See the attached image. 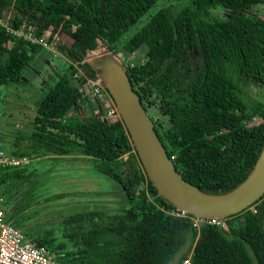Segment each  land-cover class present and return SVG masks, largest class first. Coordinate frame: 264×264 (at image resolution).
Returning <instances> with one entry per match:
<instances>
[{
  "label": "trees",
  "instance_id": "16d2710c",
  "mask_svg": "<svg viewBox=\"0 0 264 264\" xmlns=\"http://www.w3.org/2000/svg\"><path fill=\"white\" fill-rule=\"evenodd\" d=\"M156 1L0 0V18L13 27L24 24L35 35L49 30L51 42L70 38L61 45L68 72L47 87L30 133L15 138L9 152L91 159L129 203L114 213L67 214L58 223L60 237L49 229L32 240L66 264H181L191 248V264H264V195L231 215L237 221L228 227L202 223L197 231L191 214H175L181 211L158 194L122 119L100 117L101 98L85 92L83 75L74 76L80 68L99 78L89 55L100 42L112 50ZM190 3L152 15L122 49L145 46V59L123 68L146 111L156 107L164 116L165 125L150 119L175 169L202 192L220 194L248 176L264 145V101L240 86L246 78L264 87V18L246 15L264 0ZM215 6L227 16H212ZM41 50L0 25V86L20 80ZM82 107L92 119L80 115ZM255 117L261 120L253 125ZM25 167L0 169V183L29 178Z\"/></svg>",
  "mask_w": 264,
  "mask_h": 264
},
{
  "label": "rangeland",
  "instance_id": "374dc122",
  "mask_svg": "<svg viewBox=\"0 0 264 264\" xmlns=\"http://www.w3.org/2000/svg\"><path fill=\"white\" fill-rule=\"evenodd\" d=\"M190 5V0H157L119 37L112 50L103 48L105 45L100 42L88 57L99 78L104 77L106 69L111 65L125 67L128 62H141L145 59L147 47L129 53L122 50L123 45L160 8L168 7L172 12H177ZM210 14L226 17L228 12L221 6H215ZM246 15L264 18V3L252 5ZM60 36L51 43L56 53L39 51L20 80L0 86L1 148L9 151L15 138L30 133L36 116V103L60 74L68 72L61 45L69 44L70 38ZM240 86L247 94L264 101V87L246 78L241 80ZM100 107L103 108L104 103L100 102ZM89 110V107H82L79 113L90 120L94 114L89 113ZM147 113L154 119H161L165 125V118L156 107H149ZM260 120L255 117L251 124H257ZM25 169L32 172L29 178L0 183V207L3 208V221L24 232L30 239L49 229H53L54 235L60 237L58 223L70 213L85 209L114 213L129 206L119 183L99 172L91 159L32 156ZM229 221L235 223L237 218L225 217L223 222L226 227ZM252 264H257L255 259Z\"/></svg>",
  "mask_w": 264,
  "mask_h": 264
},
{
  "label": "water",
  "instance_id": "95a60500",
  "mask_svg": "<svg viewBox=\"0 0 264 264\" xmlns=\"http://www.w3.org/2000/svg\"><path fill=\"white\" fill-rule=\"evenodd\" d=\"M130 135L146 175L159 195L195 217H228L264 195V145L248 176L220 194L202 192L175 169L123 66L111 65L102 78Z\"/></svg>",
  "mask_w": 264,
  "mask_h": 264
},
{
  "label": "built area",
  "instance_id": "2783aa9c",
  "mask_svg": "<svg viewBox=\"0 0 264 264\" xmlns=\"http://www.w3.org/2000/svg\"><path fill=\"white\" fill-rule=\"evenodd\" d=\"M0 25L8 34L15 38H21L32 44H38L42 48L56 53L54 44H51L54 42L49 40V30L41 35H35L30 27L24 24L21 27H13L3 18H0ZM78 74L84 76L83 83L85 92L91 98L100 97L101 102L104 103V107L100 111L99 116L109 122L120 119L121 117L117 106L100 78L85 76L80 68L77 69L74 76H78ZM31 159L32 157L30 156L14 155L0 147V169L25 167L30 163ZM170 212L174 213V211ZM175 214L185 215V212H175ZM2 216L3 208L0 207V264H66L57 260L45 246L36 244L24 232L5 223ZM191 218L192 225L197 231L202 223L226 227L223 222L225 217L202 218L192 216ZM191 253L192 248L182 260L181 264H191Z\"/></svg>",
  "mask_w": 264,
  "mask_h": 264
},
{
  "label": "crops",
  "instance_id": "0c3cea01",
  "mask_svg": "<svg viewBox=\"0 0 264 264\" xmlns=\"http://www.w3.org/2000/svg\"><path fill=\"white\" fill-rule=\"evenodd\" d=\"M45 50H47V49H45ZM49 51V50H48ZM47 52V51H46ZM51 52V51H50ZM64 57V56H63ZM66 59V58H65Z\"/></svg>",
  "mask_w": 264,
  "mask_h": 264
}]
</instances>
